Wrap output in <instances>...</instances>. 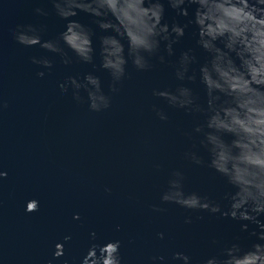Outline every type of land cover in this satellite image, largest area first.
Returning a JSON list of instances; mask_svg holds the SVG:
<instances>
[{
	"label": "water",
	"instance_id": "obj_1",
	"mask_svg": "<svg viewBox=\"0 0 264 264\" xmlns=\"http://www.w3.org/2000/svg\"><path fill=\"white\" fill-rule=\"evenodd\" d=\"M160 3L162 23L183 26L193 18L195 5L186 4L188 16L182 17L167 0ZM36 8L47 15H37ZM71 19L94 33L93 64L80 63L65 48L72 60L65 65L60 55L39 45L21 46L11 37L17 26L32 25L40 30L42 42L56 41L67 21L56 16L49 0H0V172L6 174L0 179V264H80L93 243L109 241H119L121 264H182L172 259L176 253L188 256L189 264H205L233 243L243 250L264 243L249 237L253 225L241 232L242 222L160 199L173 172L182 175L185 194L206 197L222 211L228 205L225 194L233 191L206 166L203 135L194 131L204 124V114L170 107L153 95L186 87L196 104L206 108L199 68L210 57L196 45L195 26L185 28L172 56L162 43L149 58V70L137 71L129 62L113 93L98 54L99 37L113 33L101 32L83 12ZM122 43L127 49V42ZM189 49L195 63L187 75L195 73V82L175 77L180 53ZM33 58L47 59L52 67L33 64ZM86 74L99 78L101 91L109 97L107 109L90 111L83 89L80 102L71 87L61 93L59 85L68 77L83 82ZM157 111L166 120L161 121ZM186 153L201 158L204 166L191 163ZM32 200L38 210L27 213ZM259 219L264 222V216ZM57 244L63 255L54 259Z\"/></svg>",
	"mask_w": 264,
	"mask_h": 264
},
{
	"label": "clouds",
	"instance_id": "obj_2",
	"mask_svg": "<svg viewBox=\"0 0 264 264\" xmlns=\"http://www.w3.org/2000/svg\"><path fill=\"white\" fill-rule=\"evenodd\" d=\"M56 16L64 21L65 30L56 41H41L40 30L32 25L17 26L10 35L24 47L39 45L43 50L61 56L62 63L72 62L64 49L70 51L80 63L93 64L96 49L93 45V31L71 19L78 12L94 18L93 23L101 32L113 35L99 37L100 69L111 77L109 90L118 91L117 84L125 77L129 62L137 71H147L152 65L149 58L156 56L161 44L170 57L173 45L185 34V28L194 25L196 45L207 53L210 59L199 68V82L206 96V108L195 102L191 89L178 87L175 92L159 91L153 95L166 101L170 107L190 112L203 113V125L194 131L201 133V147L206 149L209 159L206 166L223 177L233 189L226 193L227 210L219 204L211 203L206 197L196 193L185 194L183 177L173 172L168 180L167 190L161 195V202L173 203L184 209L219 213L222 218L242 222L241 232L248 231V225L255 230L249 237L264 242V0H167L170 8L179 16L187 17L186 4L195 5L193 18L187 24L169 26L162 23L164 7L160 0H49ZM147 5V6H145ZM35 13H47L36 8ZM127 42V49L124 43ZM222 45V47L218 46ZM63 45V47H61ZM192 50L180 53L175 77L179 81L186 78L196 81V75H187L189 66L195 63ZM160 63L164 57L159 56ZM238 61V63H237ZM31 63L51 68L47 59L33 58ZM43 76V72L37 73ZM61 93L73 89V98L81 101L79 91L87 93L88 108L99 112L109 107V97L101 91L100 80L86 74L83 82L68 77L59 85ZM163 121L166 116L157 111ZM225 137L230 139L226 140ZM186 158L197 166L205 162L194 153H186ZM6 176L0 172V179ZM38 210V202L29 201L25 211ZM73 219H79L74 216ZM185 223H190L185 220ZM95 238V234H91ZM163 238L162 234H158ZM65 241L69 237L64 238ZM215 243V241L213 242ZM119 241L103 244L93 243L80 264H121ZM63 255L60 244L55 246L53 258ZM163 259L154 257L153 261ZM172 259L189 264V257L180 253ZM205 264H264V243H253L243 250L233 243L226 247L219 257H212Z\"/></svg>",
	"mask_w": 264,
	"mask_h": 264
}]
</instances>
